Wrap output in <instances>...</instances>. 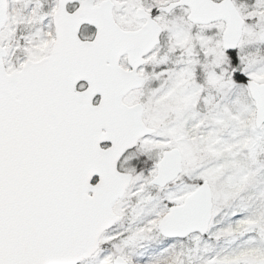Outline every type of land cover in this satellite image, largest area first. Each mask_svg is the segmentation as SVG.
Here are the masks:
<instances>
[{
    "label": "snow or ice",
    "instance_id": "snow-or-ice-1",
    "mask_svg": "<svg viewBox=\"0 0 264 264\" xmlns=\"http://www.w3.org/2000/svg\"><path fill=\"white\" fill-rule=\"evenodd\" d=\"M0 264H264V0H0Z\"/></svg>",
    "mask_w": 264,
    "mask_h": 264
}]
</instances>
